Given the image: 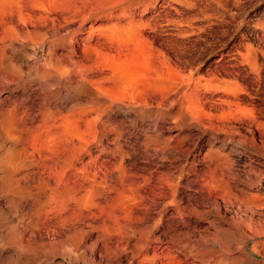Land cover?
<instances>
[{
	"label": "rangeland",
	"instance_id": "374dc122",
	"mask_svg": "<svg viewBox=\"0 0 264 264\" xmlns=\"http://www.w3.org/2000/svg\"><path fill=\"white\" fill-rule=\"evenodd\" d=\"M47 42L59 79L28 78L15 94L38 131L0 134V225L12 241L36 232L31 201L8 211L16 185L45 182L56 209L70 203L42 231L48 242L11 241L0 263L74 264L77 245L79 264H148L156 241L131 256L153 231L166 242L152 264H264V0H0V56L50 72ZM100 234L129 243L121 260H98Z\"/></svg>",
	"mask_w": 264,
	"mask_h": 264
},
{
	"label": "bare ground",
	"instance_id": "6f19581e",
	"mask_svg": "<svg viewBox=\"0 0 264 264\" xmlns=\"http://www.w3.org/2000/svg\"><path fill=\"white\" fill-rule=\"evenodd\" d=\"M16 4H17V20H19V22H20L23 19V16H22V10H23L22 5L23 4L21 5L19 2ZM20 36L23 39H26L27 34H26V32L21 31ZM48 43L49 42H47L46 44L43 43L41 45L40 57L42 56L43 59L45 60V63L47 62V64L50 65V67L52 68L50 72H45L43 69H39L40 65L36 60L37 58H34V57H30L29 59H26L25 61L22 60L21 62H19V61H17L15 55H13V54L6 55V56L1 55L2 57L0 56V113L2 115H7V116L11 115V116L15 117L14 120L11 119L13 122L11 121L9 124H7V126H4L6 124H3L2 121H0V134L2 136H4V138H6V139L13 137L11 134V132H13V131L17 132L16 134L19 133V135H20V134L25 133V132L28 133L31 131H38V129L40 127V125H37V124L33 125L32 120H30V121L28 120V116L24 115V113H23L24 108H23V111L20 112V114L18 113L19 108H17V106H16L17 103L15 102V94L17 92V84L19 85V84L24 83L25 81H27L28 78L30 81L36 80V82L41 85V88H43V87L51 88L55 84V82L59 79L58 74L56 72L57 71L56 68L58 69L60 67L59 62H58V56L53 52V50L51 48V44H48ZM44 47H45V49H44ZM9 52H12V51H9ZM1 64H3V65H1ZM25 67H28V68L25 69ZM66 80H69V78ZM73 81H74V79L70 78L69 82H73ZM81 83H83V82H81ZM75 86H76V84H75ZM105 98L106 97H105L104 93L102 91H98V94L95 96L96 103L97 104L103 103V100H105ZM48 108H45L46 111L48 110ZM42 113H44V112H42ZM47 114H50V113H47ZM51 116H52L51 121H53V118L55 116V111H51ZM5 117L6 116H4L3 120L5 119ZM41 118H43V117H41ZM7 122H8V120H7ZM26 134H25V136H26ZM16 136H14L13 138H15ZM19 137L21 138V135ZM21 140L23 141V139H21ZM15 141L19 142L20 140L17 139ZM13 145H16V144H13ZM12 146H11V148H13ZM20 148L22 149L21 145H20ZM17 152H18V149H17ZM20 152H22V151H20ZM15 159H16V157H15ZM13 161H15V160H13ZM12 164H14V163H12ZM12 164L10 163V165H12ZM5 165L9 166V164H5ZM6 168H7V166H6ZM19 169L20 168L17 165H15L14 167H11V170L15 171V172H18ZM21 170H23V169H21ZM8 171H6V172L9 173L10 171L9 172ZM13 174L15 175L16 173H13ZM14 175L11 176L12 177L11 180H15L16 177ZM8 177H10V176L8 175ZM6 180H4V181H6ZM7 181H6V183H7ZM14 182H16V181H14ZM6 183H4V184H6ZM19 184H22V183L20 182ZM46 189L55 190V188H51L50 184L45 183V182H43L41 184L39 183L37 185H26V186L25 185H23V186H17L16 185V186H14V188L11 187L7 190V194L10 195V200L8 199V202H9L8 203V206H9L8 211H9V208L14 210V212L15 211L18 212L20 210H23V203L27 202V201H31V203H32L31 210L37 209L36 211L39 212V215L36 217V219L33 223V225L36 227V232L33 231L30 234V236H26L24 233H19L16 240H13V241L9 237V232H10L9 227H7V225H6L5 227H7V228H6V230H4L5 227L3 228V227H1L2 224L0 225V259H1V261H2V259L7 260V258L9 257V256H7L8 255L7 252L9 251L8 249H11L10 247H11L12 242H14V244H16V247H12V248H15L16 251H20L22 249L26 251L27 249H25L24 247L27 246V244L28 245L29 244L30 245H34V244L40 245V244H44V243L48 242V239L50 240V238L47 236V234L45 237L42 235V233H43L42 231L45 228H47L48 226H50L55 221L53 216H54L56 211H58V210L66 211L67 210L69 203H70V201H69L70 198L62 196L60 198L61 204L58 205V209H56L57 208V203H56L57 200L55 198L56 196H53V192H52V194H49V195L47 194L46 197L45 196L43 197V193ZM221 192H219L215 195L216 198L214 197L216 199V202H218V203H219V201H218L219 198L222 197V199H223V194ZM203 193L206 197H208L210 195V193H208L207 190H204ZM5 210H7V209H5ZM9 212H6L7 215L9 214ZM3 216L1 218H3ZM0 221H1V219H0ZM4 221H6V220H4ZM155 223H157V222H155ZM3 225H4V223H3ZM72 234H73V232H71V231L64 232V233L58 234L57 237L54 236L52 240L55 243L57 242V243L64 244L68 240V238H70V236ZM205 234L207 235L206 236L207 240H209V241L214 240L212 233L206 232ZM99 237L102 239H106V240H105V250L102 253L97 255L98 260H101L102 258H106L108 263H112L115 259L121 260V255L123 254V252L125 251V249L127 248L129 243L127 242L126 244H124V243L119 244V241L110 242L111 238H109V236H105L104 234H100ZM165 240L166 239L163 236H160V235L155 236L153 234V231L148 232L146 236L141 234L139 239H137L136 242L133 243V247L138 248V250L136 252L131 251L132 252L131 258H133L138 253H142V249H145L150 242L156 241L157 245H155V246L153 245V247H152L153 251H152L151 255H148L147 253H143L144 257H143L142 261H145L148 264H152L156 254H157L155 249L161 247L162 245H165V242H166ZM79 248L80 247H77V245H76V247L69 249L68 253H67V255L72 259L71 261H73L74 264H79V259H87V257H85L86 253H84V251L80 250ZM63 255H65V254H63ZM89 257H91V256H89ZM89 259L91 260V258H89ZM142 261H139V262H142ZM5 263L7 264V262H5Z\"/></svg>",
	"mask_w": 264,
	"mask_h": 264
}]
</instances>
